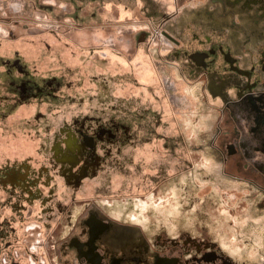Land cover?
<instances>
[{
	"label": "rangeland",
	"instance_id": "374dc122",
	"mask_svg": "<svg viewBox=\"0 0 264 264\" xmlns=\"http://www.w3.org/2000/svg\"><path fill=\"white\" fill-rule=\"evenodd\" d=\"M221 8L218 0H0V165L22 162L26 174L29 164L37 181L32 193L18 194L25 207L15 224L21 264L71 260L62 237L89 210L113 223L104 242L114 249L143 238L149 251L178 255L173 242L187 234L215 241L239 263H263L264 210L256 206L263 194L248 181L264 180L230 152L240 135L208 89L211 81L187 65V54L213 43L239 67H257L264 43L250 34L254 23L236 11L221 17ZM213 68L227 71L220 56ZM21 80L31 85L28 93L25 84L18 91ZM88 117L121 125L109 158L76 186L54 170L42 177L52 168V138ZM51 194L63 210L47 232ZM139 201L152 205L136 211ZM155 207L178 211L165 218ZM244 251L254 259L238 255Z\"/></svg>",
	"mask_w": 264,
	"mask_h": 264
},
{
	"label": "flooded vegetation",
	"instance_id": "af4514ba",
	"mask_svg": "<svg viewBox=\"0 0 264 264\" xmlns=\"http://www.w3.org/2000/svg\"><path fill=\"white\" fill-rule=\"evenodd\" d=\"M86 1L97 2L101 0ZM218 1L222 6L221 17L228 16L231 12H238L239 17H245L254 23L253 28L255 29H250V34L256 35L264 43V0ZM208 13L212 17V12ZM161 32L163 35L172 38L166 31ZM244 35L246 40H249L250 35L246 32H244ZM172 39L176 44L179 43L177 39ZM206 47L202 50H197L193 57H190V54L186 55L190 72L194 75L203 72L207 79L211 81L208 89L213 96H219L223 102L222 109L227 114L228 122L232 124V133H239L240 135L236 147L234 149L228 147L230 152L240 154L242 159L240 162L243 163L242 167L244 170L249 169L248 171L256 172L264 180V47L259 51L260 57L257 67L250 66L248 68L239 67L236 63L237 59L229 51H225L224 47H219L213 43L208 44ZM218 56L226 64V72H218V70L213 68L218 61ZM19 69H22L21 66ZM261 78H263V81H261ZM166 81L168 85L173 84L171 80ZM21 84H25V93H28L31 86L28 81L21 80L16 84L20 92L23 89ZM228 88H232L233 92L228 93ZM32 95L34 96V94ZM119 126L121 125L115 121L109 122V125L106 126L101 124L100 121L92 120L89 117L87 120L79 118L78 120H73L71 124L65 125L61 136L55 135L49 147L51 152L49 163L52 168H43L45 173L41 172V176L47 178L48 173L54 170L58 175L62 176L61 179L65 184L76 186L82 181L83 176L91 177L96 174V171L101 167V163L110 156L109 150L111 149L110 147H113V142L116 141L115 138L117 129H120ZM126 135L128 138V132ZM177 146L178 144H175V147ZM21 163L14 162L9 165H0V264L2 258L6 264H21L17 260L20 257L21 250L19 248L20 242L19 240L17 241L15 224L21 217L25 207L21 206L18 194H20L21 190L26 191V193H32L37 183L30 175L29 164H27L26 174H22L19 167ZM23 165L25 166V164ZM248 182L253 184L255 188L262 190L263 195L256 206L259 210H264V186L256 184V182ZM57 199H53L52 194L45 198L46 202H49L47 207L48 219L47 222L43 223V227L47 232L55 230L57 223L51 220L55 216H59L63 210V206L59 207ZM151 205L152 203L147 201L134 203L136 211L150 208ZM155 209L160 211L165 218H168L167 212L175 215L174 213L178 211L177 207L173 208V210L165 208L161 210L159 207H155ZM103 219L97 212L89 210L81 220L77 217L73 222L70 221L69 228L65 236L62 237L65 241L61 244V247L66 251H70L73 257L69 260L60 255L55 258L56 261L64 264L255 263L247 262L249 260H243L239 263L222 250L215 241H207L187 234L182 235L180 238L181 242H173L174 245L179 243L177 245L178 255H160L154 251H149V244L143 238L140 240L134 239L135 241H132V243L118 242L115 244L114 249L111 245L112 242H104L106 238L111 237L108 232H110L109 230L113 223ZM250 226L254 228L255 225L250 224ZM261 228H264V224H261ZM258 234L264 236V233L259 230ZM159 243L162 246L165 245L164 242L159 241ZM223 244L225 245V243ZM227 248L233 253L237 252L233 247ZM63 253L65 254L64 251ZM238 255L252 257L253 259L255 257V254L253 255L249 251L241 252ZM49 261L50 258L48 259L50 264L51 261ZM262 262L264 264V258Z\"/></svg>",
	"mask_w": 264,
	"mask_h": 264
},
{
	"label": "crops",
	"instance_id": "0c3cea01",
	"mask_svg": "<svg viewBox=\"0 0 264 264\" xmlns=\"http://www.w3.org/2000/svg\"><path fill=\"white\" fill-rule=\"evenodd\" d=\"M179 103H181V102H179ZM179 103H178V104H179Z\"/></svg>",
	"mask_w": 264,
	"mask_h": 264
}]
</instances>
